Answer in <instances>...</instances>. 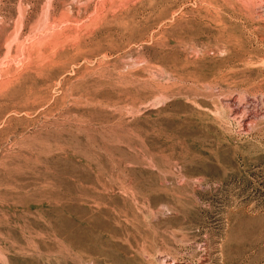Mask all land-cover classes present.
<instances>
[{
  "label": "rangeland",
  "instance_id": "obj_1",
  "mask_svg": "<svg viewBox=\"0 0 264 264\" xmlns=\"http://www.w3.org/2000/svg\"><path fill=\"white\" fill-rule=\"evenodd\" d=\"M0 264H264V0H0Z\"/></svg>",
  "mask_w": 264,
  "mask_h": 264
},
{
  "label": "bare ground",
  "instance_id": "obj_2",
  "mask_svg": "<svg viewBox=\"0 0 264 264\" xmlns=\"http://www.w3.org/2000/svg\"><path fill=\"white\" fill-rule=\"evenodd\" d=\"M22 20V19H21ZM49 21V20H48Z\"/></svg>",
  "mask_w": 264,
  "mask_h": 264
}]
</instances>
